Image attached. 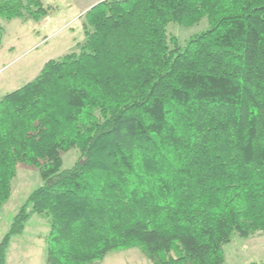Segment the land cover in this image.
<instances>
[{"label": "trees", "instance_id": "obj_1", "mask_svg": "<svg viewBox=\"0 0 264 264\" xmlns=\"http://www.w3.org/2000/svg\"><path fill=\"white\" fill-rule=\"evenodd\" d=\"M52 11L0 0V48L1 20ZM202 19L182 47L167 33ZM82 29L78 53L0 97V210L18 164L43 182L0 264L34 215L49 228L46 264L135 247L154 264H223L234 236L264 232V0H104Z\"/></svg>", "mask_w": 264, "mask_h": 264}, {"label": "rangeland", "instance_id": "obj_2", "mask_svg": "<svg viewBox=\"0 0 264 264\" xmlns=\"http://www.w3.org/2000/svg\"><path fill=\"white\" fill-rule=\"evenodd\" d=\"M98 1V2H97ZM104 0H42L53 11L38 22L32 20H1L3 37L0 48V97L32 81L43 65L71 52H79L84 40L82 23L87 3L96 5ZM93 7V6H91ZM90 7V8H91ZM86 11V12H85ZM208 28L206 19L186 27L175 23L167 26V33L176 37L182 47L187 41ZM79 153L70 150L63 155V168H70ZM43 185L34 168L18 164L11 182V194L0 210V242L9 230L28 195ZM48 224L39 216H32L21 234L9 242L4 264H46L45 241ZM223 264H252L264 262V232L246 238L234 236L223 247ZM93 264H154L139 248L109 253L103 260Z\"/></svg>", "mask_w": 264, "mask_h": 264}, {"label": "crops", "instance_id": "obj_3", "mask_svg": "<svg viewBox=\"0 0 264 264\" xmlns=\"http://www.w3.org/2000/svg\"><path fill=\"white\" fill-rule=\"evenodd\" d=\"M99 1H100V0H99ZM97 2H98V1H97ZM91 4H92V3H87V4L85 5V7H83L84 9H82V11H84V10L87 11V10L90 9L91 6H94V4H93V5H91ZM86 11H85V12H86ZM1 84H2V82H1V80H0V88H1V86H2Z\"/></svg>", "mask_w": 264, "mask_h": 264}]
</instances>
